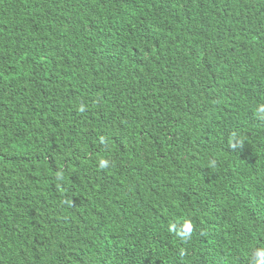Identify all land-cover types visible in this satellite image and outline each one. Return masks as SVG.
<instances>
[{
	"label": "trees",
	"instance_id": "16d2710c",
	"mask_svg": "<svg viewBox=\"0 0 264 264\" xmlns=\"http://www.w3.org/2000/svg\"><path fill=\"white\" fill-rule=\"evenodd\" d=\"M260 105L264 0H0V264H253Z\"/></svg>",
	"mask_w": 264,
	"mask_h": 264
},
{
	"label": "clouds",
	"instance_id": "9594fccd",
	"mask_svg": "<svg viewBox=\"0 0 264 264\" xmlns=\"http://www.w3.org/2000/svg\"><path fill=\"white\" fill-rule=\"evenodd\" d=\"M257 112L260 114H264V105H260L257 108ZM102 166L107 165V161L102 160L101 161ZM191 232H192V225L190 222H185L184 226L177 231V234L182 238V239H189L191 237ZM253 264H264V250H256L254 253V259H253Z\"/></svg>",
	"mask_w": 264,
	"mask_h": 264
}]
</instances>
